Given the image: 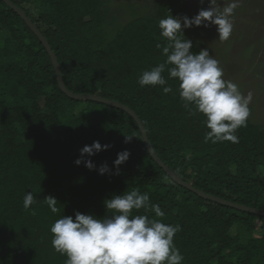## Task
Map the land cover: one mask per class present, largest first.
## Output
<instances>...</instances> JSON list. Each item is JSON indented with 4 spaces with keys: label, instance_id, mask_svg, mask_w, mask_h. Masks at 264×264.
<instances>
[{
    "label": "trees",
    "instance_id": "1",
    "mask_svg": "<svg viewBox=\"0 0 264 264\" xmlns=\"http://www.w3.org/2000/svg\"><path fill=\"white\" fill-rule=\"evenodd\" d=\"M9 1L46 39L67 90L128 107L158 158L193 187L264 210V126L249 117L247 127L235 133L238 142L205 143V117L184 108L177 80H168V94L137 83L143 71L166 59L156 47L164 44L158 22L183 16L182 0L127 2L116 5L119 15L114 0ZM124 13L130 19L121 23ZM194 28L184 35L198 53L195 38L201 32ZM126 136L133 137L125 142ZM94 141L111 147L85 155L94 170L77 166L80 149ZM125 150L130 156L117 169L114 161ZM104 164L109 172L101 175ZM132 190L147 192L165 213L159 218L141 209L133 215L181 226L174 243L183 264H264V216L204 200L177 185L151 158L127 113L63 94L42 44L0 0V264H64L66 257L51 245V224L77 211L103 218L106 199ZM31 191L38 200L34 215L23 209ZM47 196L57 199V214L44 203Z\"/></svg>",
    "mask_w": 264,
    "mask_h": 264
},
{
    "label": "clouds",
    "instance_id": "2",
    "mask_svg": "<svg viewBox=\"0 0 264 264\" xmlns=\"http://www.w3.org/2000/svg\"><path fill=\"white\" fill-rule=\"evenodd\" d=\"M238 7L239 0H231L222 8L220 0H209V7L201 9L191 19L171 14L160 19L158 28L164 44L158 43L156 47L166 59L143 71L137 81L141 88L160 86L163 94H168L173 91L171 86H166L168 80H177L184 108L190 115L205 117L203 123L209 129L204 135L205 143L238 142L235 133L247 127L252 93L244 95L236 83L223 79L224 69L208 50L193 53L192 41L185 38L184 29L215 25L219 41L225 42L232 35L231 17ZM132 137L126 136L125 142ZM110 147L94 141L80 149V158L74 163L77 166L84 163L89 170H94L95 164L90 159L85 160V155L91 157ZM129 156L127 150L118 153L114 166L119 169ZM98 172L101 175L109 172L107 164L101 165ZM37 203L33 191L25 193V211L34 215L32 205ZM44 203L51 213L59 212L55 197H45ZM104 204L108 215L103 218L77 211L74 218L63 215L51 224V245L55 252L66 257L64 264H183L184 257L174 243L176 233L182 230L179 224H165L148 215H133L134 210L144 209L155 217H164L160 205L153 204L147 192L125 191L106 199Z\"/></svg>",
    "mask_w": 264,
    "mask_h": 264
},
{
    "label": "rangeland",
    "instance_id": "3",
    "mask_svg": "<svg viewBox=\"0 0 264 264\" xmlns=\"http://www.w3.org/2000/svg\"><path fill=\"white\" fill-rule=\"evenodd\" d=\"M146 1L148 0H114L112 7L116 10V5L122 6L124 3L132 2L138 6ZM229 2L231 0H220V7L226 6ZM181 6L186 10L181 18L187 16L191 19L201 9L209 7V0H203V3L201 0H182ZM116 12L119 15L120 12L117 10ZM129 19V15L125 13L120 16L121 23ZM231 20L232 35L225 42L219 41L215 25L193 26L184 31L190 32L195 27V30L201 32L200 35H196L195 41L219 61L220 67L224 69L223 79L235 80L233 83L239 86L244 95L252 93L249 117L253 122L264 126V0H239V7ZM259 173L263 175V167L259 169ZM256 225L259 229V224Z\"/></svg>",
    "mask_w": 264,
    "mask_h": 264
},
{
    "label": "water",
    "instance_id": "4",
    "mask_svg": "<svg viewBox=\"0 0 264 264\" xmlns=\"http://www.w3.org/2000/svg\"><path fill=\"white\" fill-rule=\"evenodd\" d=\"M7 6H9L16 14L19 15V17L25 22V24L27 25V27L31 30V32L37 37V39L39 40V42L42 44V46L44 47V49L46 50L49 59L51 61L53 70L55 72V76H56V81L58 84L59 89L61 90V92L63 94H65L67 97L74 99V100H89V101H93V102H98L101 104H104L106 106L112 107V108H116L121 110L122 112L127 113L130 117H132L134 119V121L136 122L138 129L141 133V137L143 139V142L145 144V147L149 153V155L151 156V158L154 160V162L165 172V174L177 185L182 186L183 188L193 192L194 194H196L197 196H199L200 198L204 199V200H208L211 202H214L216 204H221L239 211H243V212H247V213H251V214H255V215H259V216H264V210H259L256 208H252V207H248L245 205H239L230 201H226L222 198L207 194L195 187L192 186L191 183L185 182L183 179H181L179 176H177V174H175L173 172V170L171 168H169L168 166H166L163 161H161L158 156L156 155V153L153 150V147L151 145V143L148 140L147 134L145 132L144 127L141 124V121L139 120V118L135 115V113L133 111H131L128 107L113 101V100H108L102 97H99L97 95H83V94H73L71 93L69 90L66 89L64 83H63V79H62V75L60 72V68H59V64L57 62V59L54 55V53L52 52V50L50 49L46 39L42 36V34L40 33V31L37 29L36 25H34L31 20L29 18H27L25 16V14L23 13V11L21 9H19L18 7H16L15 5H13L9 0H2ZM152 147V151H149V148Z\"/></svg>",
    "mask_w": 264,
    "mask_h": 264
}]
</instances>
